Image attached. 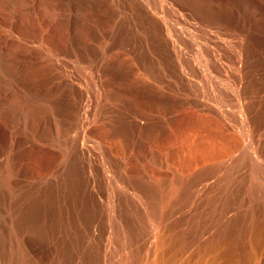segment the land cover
<instances>
[{
  "label": "bare ground",
  "instance_id": "obj_1",
  "mask_svg": "<svg viewBox=\"0 0 264 264\" xmlns=\"http://www.w3.org/2000/svg\"><path fill=\"white\" fill-rule=\"evenodd\" d=\"M188 114L190 139L154 146ZM81 139L115 166L103 231ZM0 240L6 264H264V0H0Z\"/></svg>",
  "mask_w": 264,
  "mask_h": 264
},
{
  "label": "rangeland",
  "instance_id": "obj_2",
  "mask_svg": "<svg viewBox=\"0 0 264 264\" xmlns=\"http://www.w3.org/2000/svg\"><path fill=\"white\" fill-rule=\"evenodd\" d=\"M196 124H197V121L194 119L193 116L189 114L184 115V116L175 117L171 121L169 127L163 130L160 138H158L155 141L154 146L157 148L165 149V148H169L174 143L179 144V145L184 144L188 139H190L192 134H194V130L198 128L197 127L198 125ZM203 132H204V135L207 134L206 131L203 130ZM94 137L97 140H102L106 142L109 145V149L111 148L110 149L111 154L116 156L117 158L122 155H125V149L123 145L121 144L120 140L115 135L113 134L110 135L109 132H105L103 131V129L101 130L100 128H97L94 132ZM96 139H81L78 142L79 143L78 149L84 151V153L79 152L80 153L79 155L81 156L82 160L84 159V162L89 160V162H86L90 166V171H91V174L89 173V179H90L89 185H91L90 190H92L93 188V191H94L95 189L94 191L95 193H93V191L91 192V194L93 193L92 198H94L92 200H95L94 205L96 208V213L99 218L98 222L100 223L101 231H103L105 230V225H106L105 224L106 223L105 222L106 207H107L106 200H108V197L110 195L109 194L110 189L108 187H109V183L111 182V179L113 178L115 166H113L111 163L109 164L106 162L104 154L102 155V151L100 150L99 143L97 142ZM144 152L145 153L148 152V146L144 148ZM42 153L44 156L42 155ZM42 153L35 152L34 157L35 156H38V157L33 158L32 161L36 162L37 164L35 163L33 164V162H31L32 165L30 164V166L32 169L29 170V173L27 176L28 180L30 181L31 179V181L33 180V182L35 180V183L37 184L41 182L39 184H42L44 187L48 186L47 188L51 190V192H53V195H57L58 187H60L59 186L60 184L58 183L59 181H61V177H60L61 172L59 170L60 169L59 168V158L57 155L55 156L54 154H53V157H51L52 156L51 153H48V155L50 154V156L45 155L47 154L46 152L45 153L42 152ZM128 154H129V157H126L127 158L126 159L127 169H125L128 174L140 175L142 173L141 167L144 166L146 170H148L151 173L156 174L157 176L163 175L161 172H159L158 168L151 165L150 161L147 158H145L142 161L143 162L142 164L141 162L136 160V158L132 156L129 152ZM47 156L50 157L51 159L50 158L49 160L48 158L46 159ZM54 156L56 159L54 158ZM83 156H85V158ZM81 158H80V161L83 162ZM37 159L39 163H41L42 159H46L45 161H48V163L51 161L50 162L51 164H49L50 166L48 164L44 166L45 164L44 163H43L44 165L39 164L37 162ZM53 161L55 162V164L53 163ZM41 165H43V167ZM47 165L49 168H47ZM207 178L208 179H207L206 184L208 185V188L205 191H207L208 195L211 196L210 201L214 203L216 201L217 195L221 192V188L223 184L220 181H218L213 175H209ZM120 184L121 183L117 182L118 187L120 186L119 188H122V184L121 185ZM128 190L129 192L133 193L132 189H128ZM54 191H55V194H54ZM241 196H243V192H241ZM49 200L51 202L54 201L53 205H55L56 203L55 200H65V198L62 197L61 199L60 198L57 199L55 197H51V199L49 198ZM199 201L205 204L207 200H199ZM230 201L231 202L229 203L231 204V208H233L234 209L233 211H235L237 209L236 207L239 206L238 201L237 200H233V201L230 200ZM101 241H104V233L102 235ZM6 250H7V244L3 240H0V264H6L5 256H2V253H1L2 251H6Z\"/></svg>",
  "mask_w": 264,
  "mask_h": 264
}]
</instances>
